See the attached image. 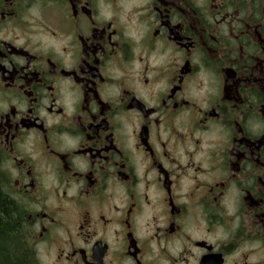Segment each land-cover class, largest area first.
<instances>
[{"label": "flooded vegetation", "instance_id": "af4514ba", "mask_svg": "<svg viewBox=\"0 0 264 264\" xmlns=\"http://www.w3.org/2000/svg\"><path fill=\"white\" fill-rule=\"evenodd\" d=\"M0 264H264V0H0Z\"/></svg>", "mask_w": 264, "mask_h": 264}, {"label": "trees", "instance_id": "16d2710c", "mask_svg": "<svg viewBox=\"0 0 264 264\" xmlns=\"http://www.w3.org/2000/svg\"><path fill=\"white\" fill-rule=\"evenodd\" d=\"M0 216L2 220L4 221L3 228L6 230L8 229V225L12 219V214L9 209L5 208V204L0 201Z\"/></svg>", "mask_w": 264, "mask_h": 264}]
</instances>
